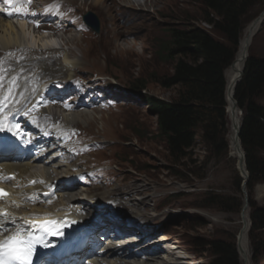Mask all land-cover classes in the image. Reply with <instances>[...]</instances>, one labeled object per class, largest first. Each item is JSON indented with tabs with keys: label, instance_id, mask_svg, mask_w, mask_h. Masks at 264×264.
Returning a JSON list of instances; mask_svg holds the SVG:
<instances>
[{
	"label": "rangeland",
	"instance_id": "374dc122",
	"mask_svg": "<svg viewBox=\"0 0 264 264\" xmlns=\"http://www.w3.org/2000/svg\"><path fill=\"white\" fill-rule=\"evenodd\" d=\"M102 2L108 4V0ZM124 2L128 6L139 8L138 10L147 13L146 17L141 19L143 21L138 24L140 36L136 41L122 40L114 47L103 43L104 38L101 39L98 49L96 47L92 49L91 45H83V49L91 51L94 62L78 63L71 74L89 82L81 85L78 91L66 89V97L72 92L75 94L77 92L81 95L75 96V100L82 99L84 96V102L92 104L96 109L108 106L109 100H114L117 104L114 109L110 108L108 111L86 110L90 116L85 118V123L79 121L74 124L76 128L87 133L89 138L94 137L95 142L103 146L98 154L81 158L83 165L107 163L106 169H110L113 175V180H109L107 184H102L94 177L88 176L85 179L88 186L78 189L82 193L80 198L90 202V207L100 206L99 214L103 215L102 206H106L107 202L88 200L85 198V190L99 188L101 192H106L120 188L124 191L123 187L130 183L141 185L145 195L135 196L136 200L132 202L144 199L146 205L138 208L140 211L137 212L135 209L125 207L120 210L132 218L134 223L130 225L134 226L132 228L137 232H154L152 234H157L156 240L165 239L168 242L163 245L164 247L173 244L175 248L170 250L172 252L165 249L160 252L161 256H158L160 260L164 258L166 264H212L215 259L209 243L217 240L233 244L241 264H264V252L260 256H254L249 237L252 228L251 214L254 210H264V180L250 189L245 157V170L242 173L236 158L232 155L230 144L232 122L228 114L227 98V155L209 152L198 137L190 155L182 162L184 166L172 165L168 160L163 140L157 132L155 116L147 111L145 99L142 98L146 95L153 99L170 101L176 96L175 88L165 90L160 85V80L169 76L173 67V62L166 58L164 50V44L170 40L167 28L171 25L176 27L181 23L205 29L209 27L200 21L198 9L189 0H139L137 2L124 0ZM146 4L149 6L147 7ZM138 12L125 15L114 13L116 25L122 26V30L126 31L129 29L128 26L140 18V15H137ZM84 13L82 11L79 15ZM182 16L185 18L181 19ZM260 16L264 19L262 6L256 7L254 13L249 16L242 34ZM97 19L99 32H101L102 22L100 17ZM70 20L74 22V25L80 24V21L74 20L73 17ZM72 29L75 35L78 29L75 26ZM24 35L31 40L33 38L29 30L25 29ZM78 35L81 36V40L86 41L83 33ZM31 45H35L33 41ZM65 49L63 48V51H66ZM250 52H253L254 56L264 58V24L253 37L248 55ZM88 77L98 78L90 80ZM61 80L57 79L55 82ZM139 81L145 82V89L133 90V82L139 83ZM238 83L236 82L232 88L233 97ZM233 97L231 100L237 108L241 121L242 111ZM258 102L264 110V92ZM72 147L69 146L68 150ZM243 154L245 156L244 152ZM94 157H100L102 158L99 159L100 161L106 162H95ZM68 169L65 168V170ZM174 171H180L185 178L176 176L173 174ZM62 199L58 198L57 202H61ZM124 199L127 200L128 197ZM94 212L92 209L91 214ZM131 213H138V216L133 218ZM243 215L248 222L244 248L240 243ZM111 220L122 227L125 225L122 222L126 221L120 216H113ZM125 226L128 227L127 222ZM160 233H166V235H160ZM258 234L264 244V229ZM154 235H150L152 239ZM142 242H138L130 249L138 251L141 248L137 246ZM169 253H173L174 257L168 256Z\"/></svg>",
	"mask_w": 264,
	"mask_h": 264
},
{
	"label": "bare ground",
	"instance_id": "6f19581e",
	"mask_svg": "<svg viewBox=\"0 0 264 264\" xmlns=\"http://www.w3.org/2000/svg\"><path fill=\"white\" fill-rule=\"evenodd\" d=\"M69 5H72L74 2L79 1V11H91L94 12L102 22V29L98 35H93L91 32L85 33L83 38H86V41L81 40V36L77 33L73 34V26L72 25H64V20L62 17H54L53 13L58 8V6L50 5L48 7L49 12L46 13L43 10H38L39 14L36 17L32 16H24L21 23H18V26L14 25L11 19L8 16L0 15V78L2 79V85L8 91H11L13 88H17L19 91L17 92V97H23V90L26 88L29 89V93H27L28 98H33L34 101L40 98V94H38V90L36 89V83L40 81L43 77H59V79H69L71 73L73 72V68H75L78 63H86L94 62V58H92V53L89 49H83V45H91L93 49L96 47L100 48L101 39L104 38V42L110 46H116L120 41L125 40L136 41L140 36L139 26L147 15V13L133 8L132 6H128L124 0H108V4L106 5L103 0H66ZM135 2L139 0H133ZM145 1V0H144ZM132 2V1H131ZM143 2V1H142ZM153 4V2H151ZM131 4V3H130ZM143 4V3H142ZM147 5V4H146ZM31 8H37L36 5H30ZM46 5L43 2L38 3V7L43 8ZM149 5H147L148 7ZM136 7V6H135ZM151 7V6H150ZM139 11L137 15H140V18L135 20L130 26L129 29L123 31L122 26L116 25V15L114 13H122L125 15L126 13H134ZM55 14V13H54ZM262 16H260L255 22L251 23L243 32L240 45L238 48V52L235 58L233 65L226 70V79H227V91L226 98L229 106V116L231 119V151L232 155L236 158L238 162V167L240 171L243 173L244 168V156L243 151L239 142L238 132L241 126V121L238 116L237 108L235 104L232 102L233 97V86L238 83L239 78L244 69L245 61L247 59L249 48L251 46L253 37L259 27H261ZM28 22L34 26V28H38L40 26L41 29H45L47 26L51 27L52 23H55L54 27L61 29V33H57L55 36L62 42L63 47H66V51L61 49H53L48 46V43H43V47L46 49L43 50H32L30 48L22 49L19 43H22V37L26 23ZM27 30V29H26ZM67 38V42L65 39ZM33 41V38L32 40ZM68 43V44H67ZM77 45V46H76ZM20 51H19V50ZM96 49V50H97ZM123 54V53H122ZM24 56L27 58L26 62L21 60V57ZM29 60V62H28ZM130 61V60H129ZM2 67H6V72ZM10 68H14L15 72H11ZM35 72V73H34ZM11 75L9 77L8 75ZM28 79L34 81L32 86L28 85ZM6 91L5 96L10 97L11 93ZM13 95V94H12ZM4 101V99H3ZM12 106V105H11ZM17 106L20 107V103H17ZM81 104L77 105V108H80ZM88 112L81 113H70L63 115V121L65 124H73L76 121H85V118L89 116ZM64 126V124H62ZM60 127V126H58ZM50 129H54L53 127H49ZM2 131H0L1 135ZM52 132H46L45 138L41 147L43 150L41 152V159L44 160L50 153L52 152H62V148L66 147L65 144L61 143V146H55L58 139V135H52ZM51 145V146H50ZM53 146V147H52ZM61 156V154H59ZM58 156H54L53 159H56ZM65 158V157H63ZM53 162V160H52ZM42 164L40 170L35 171L34 165H28L27 163L12 166V165H3L0 164V181L6 182L7 176L9 174H14L15 179L12 183L14 187L17 186L19 189H22L19 192L21 195L14 196L15 191L8 187H5V192L7 193L8 198L5 199L2 203H0V208H8L10 213L6 216H0V226L6 230L8 227L15 226V229H23L25 233H31L33 235H38L44 237L47 242L57 244L59 240L62 239V234H74L75 236L84 237L88 232L92 231V227H107L109 224L113 222L110 219H105L100 216L98 220V224H95L93 221L91 222V218L94 214H91L92 209L96 212L100 206H95L93 208H89L88 201H83V198H80V195L73 192L76 190L77 183H71V179L73 174L68 171H64L60 169L59 171H53L55 176L50 173V164L45 163V161H40ZM45 163V164H44ZM55 169V165L51 166ZM60 168V167H59ZM64 176H60L61 173H64ZM4 176H3V175ZM21 175L28 176V183L30 180H37V184L33 187H27L22 181L18 179H22ZM52 183L54 185V191L63 193L65 199L59 202L56 205V209L53 212H43L41 209H35L30 207L28 210L18 212L16 204L20 201L25 203L28 200V195L30 193L35 192L36 190H46L48 186L46 183L42 182V179ZM124 191H121L120 188L112 189L110 191L101 192L99 188H95L93 190H85L86 198L88 200L96 199L97 202H107L106 206L103 207V214H109V216H122L125 220H131L130 216H127L126 212L120 210V208H131L135 211H140L138 208L146 205L145 200H139V202L135 201V196L145 195V191L141 185H136L135 183H130L123 187ZM18 191V190H17ZM65 192V193H64ZM67 192V193H66ZM128 197V199H124ZM88 203V204H87ZM76 206L79 208L77 209ZM25 207L26 204H25ZM124 208V209H125ZM127 210V209H126ZM130 210V209H128ZM94 212V213H95ZM131 216L135 218L138 216V213H131ZM18 218V219H15ZM19 218H22V222L18 221ZM95 218L96 215H95ZM111 218V217H109ZM26 219L34 220V224L26 225L23 223ZM46 220L56 221V228L58 230V234H51L42 231L39 228L33 227V225H40L45 223ZM129 223H133V220L129 221ZM81 226H85L80 228ZM119 226V225H118ZM126 228V227H124ZM248 222L246 221L245 215H243V229L240 235V243L244 248V244L246 243V234H247ZM83 229V230H82ZM99 230V228H97ZM107 230L99 231L95 233L96 238L95 241L97 243L102 242L103 237L105 236ZM154 232H137L136 229H123V234H126L124 238L127 240L120 239V235L117 237L120 243H109V248L105 251L100 252L99 257L101 259L97 260V264H166V260H160L158 256L160 252L163 250H174L173 244L170 246L164 247L163 245L168 243L165 239L156 240L155 236L157 234H152ZM149 235V236H147ZM154 235L153 239L151 238ZM138 237V240L137 238ZM129 239V240H128ZM143 241L138 246L141 248L138 251L131 250L130 248L136 246L137 242ZM161 244V245H160ZM169 247V249H168ZM247 247V246H246ZM243 250V249H242ZM172 252V251H168ZM96 249L91 250V255H95ZM173 254V253H172ZM171 253L168 254L170 257ZM161 256V255H160ZM163 262V263H162Z\"/></svg>",
	"mask_w": 264,
	"mask_h": 264
},
{
	"label": "trees",
	"instance_id": "16d2710c",
	"mask_svg": "<svg viewBox=\"0 0 264 264\" xmlns=\"http://www.w3.org/2000/svg\"><path fill=\"white\" fill-rule=\"evenodd\" d=\"M200 13V26H169L166 58L173 62L172 73L160 80L165 90L176 89L170 101L142 96L155 116L167 158L172 165H183L200 137L206 149L222 156L228 153L226 114V69L238 51L243 27L264 0H189ZM182 16L181 19H184ZM234 100L242 111L238 138L245 153L248 187L264 180V110L258 99L264 92V58L248 55ZM145 82H133L132 89L142 91ZM176 176L184 177L180 171ZM185 178V177H184ZM251 248L254 256L264 252L259 238L264 229V210L251 214ZM257 233V234H255ZM212 264H241L236 247L223 241L209 243Z\"/></svg>",
	"mask_w": 264,
	"mask_h": 264
},
{
	"label": "snow or ice",
	"instance_id": "6c2138e0",
	"mask_svg": "<svg viewBox=\"0 0 264 264\" xmlns=\"http://www.w3.org/2000/svg\"><path fill=\"white\" fill-rule=\"evenodd\" d=\"M15 127V125H10L7 130L11 131ZM4 130V121L0 120V131ZM0 194L7 195L2 190ZM56 225V221L46 220L45 223L33 225V227L55 235L58 234ZM37 243L44 247L48 246L42 236L37 237L31 233H25L22 228L16 229L4 239H0V264H32V256Z\"/></svg>",
	"mask_w": 264,
	"mask_h": 264
},
{
	"label": "water",
	"instance_id": "95a60500",
	"mask_svg": "<svg viewBox=\"0 0 264 264\" xmlns=\"http://www.w3.org/2000/svg\"><path fill=\"white\" fill-rule=\"evenodd\" d=\"M89 17H91V21L89 22V21H87V23L89 24V25H91L96 31H98V23H97V19L95 18V16H93V15H91V14H89ZM89 19V18H88ZM263 24H264V20L262 21V23H261V27L263 26ZM261 27H259L258 29H257V31H256V33H255V35L260 31V29H261ZM239 45H240V43H239ZM239 48V47H238ZM238 52V51H237ZM236 55H237V53H236ZM236 55H235V58H236ZM235 58H234V60H233V62L230 64V66L228 67V68H230L232 65H233V63H234V61H235ZM227 68V69H228ZM226 69V70H227ZM242 75V74H241ZM240 129V128H239ZM239 133V132H238ZM243 156H244V154H243ZM245 157V156H244Z\"/></svg>",
	"mask_w": 264,
	"mask_h": 264
}]
</instances>
